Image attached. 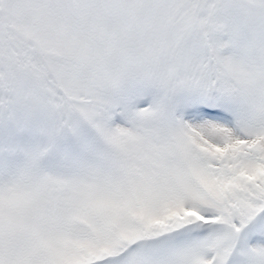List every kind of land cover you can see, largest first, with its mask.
Here are the masks:
<instances>
[{
    "label": "snow or ice",
    "instance_id": "6c2138e0",
    "mask_svg": "<svg viewBox=\"0 0 264 264\" xmlns=\"http://www.w3.org/2000/svg\"><path fill=\"white\" fill-rule=\"evenodd\" d=\"M0 264H264V0H0Z\"/></svg>",
    "mask_w": 264,
    "mask_h": 264
}]
</instances>
